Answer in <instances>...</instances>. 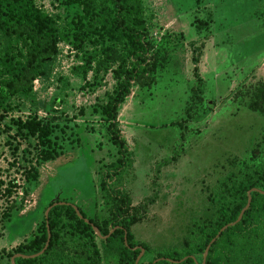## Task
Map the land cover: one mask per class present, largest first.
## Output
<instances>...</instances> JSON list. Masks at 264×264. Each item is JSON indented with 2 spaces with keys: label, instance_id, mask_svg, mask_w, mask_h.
<instances>
[{
  "label": "rangeland",
  "instance_id": "374dc122",
  "mask_svg": "<svg viewBox=\"0 0 264 264\" xmlns=\"http://www.w3.org/2000/svg\"><path fill=\"white\" fill-rule=\"evenodd\" d=\"M38 4L57 17L60 28L73 18L58 0ZM142 16L148 39L163 59L153 82L133 85L119 109L118 127L132 158L111 184L129 195L132 206L151 200L143 220L131 227L136 249L144 245L148 250L138 255L137 264L181 249L192 224L212 214L221 182L241 177L242 164L264 166V115L247 108L264 81V0H144ZM195 20L208 21V29L196 33ZM194 49L200 51L204 82L198 104L190 101ZM83 58V52L60 41L49 77L34 83L46 109L38 116L55 111L53 137L62 147L56 159L37 167V181L20 179L30 158L22 151L34 140L15 136L14 123L26 114L14 113L13 122L0 119V189L11 179L22 185L10 200L0 197V251L32 239L44 207L56 201L81 208L100 224L109 219L110 205L99 184L116 149L98 112L114 81L110 72L96 79L92 72L84 79L74 74L72 68L82 66ZM10 206L9 220H2ZM199 260L203 263V255ZM7 262L0 259V264ZM102 263L115 264V258L103 257Z\"/></svg>",
  "mask_w": 264,
  "mask_h": 264
},
{
  "label": "trees",
  "instance_id": "16d2710c",
  "mask_svg": "<svg viewBox=\"0 0 264 264\" xmlns=\"http://www.w3.org/2000/svg\"><path fill=\"white\" fill-rule=\"evenodd\" d=\"M39 1L0 0V119L10 117L12 121L14 113L26 114L25 120L19 118L14 123V134L27 143L29 138L34 140L32 146L27 144L22 151L30 158L20 172L24 184L33 183L38 179L37 167L62 153L53 137L58 117L53 115L55 111L46 117L38 116L40 110L46 109L34 92L35 81L49 77L58 57L59 42L68 41L72 51L84 54V64L73 67L74 74L84 79L92 72L96 79L98 74L110 72L114 86L98 112L108 142L116 149L115 160L101 172L99 184L103 200L110 205V215L106 224H100L75 206L82 217L79 219L73 205L56 201L66 205L51 208L47 219L42 217L37 225L32 239L9 251H0V259L6 258L9 264L15 255L39 253L47 243L48 227L50 237L43 254L32 259L17 258L15 264H103L102 258L111 256L115 264H135L140 249H136L138 244L131 227L143 220L151 200L132 206L129 195L111 184L125 172L132 158L118 127L119 109L133 85L153 82L163 59L148 39L142 16L144 0H58L60 6L73 13L66 28H60L57 17L45 12ZM208 26V21L193 23L196 33ZM87 47L94 49L88 52ZM199 62L200 51L194 49L191 64L195 87L190 98L193 104L201 103L203 96ZM247 108L264 115V81L255 88ZM187 115L189 118L190 114ZM18 149L17 144L13 153ZM3 186L0 181V187ZM21 188L17 180H8L6 187L0 189V197L10 200ZM252 189L264 192V166L242 164L241 177L221 182L212 214L192 224L182 248L156 253L147 264H264V195L257 192L250 193V205L241 220L215 239L203 263L199 260L218 232L237 220ZM11 208L2 214V220H9ZM92 227L97 228L101 237L114 231L102 240ZM140 247L146 255L147 248Z\"/></svg>",
  "mask_w": 264,
  "mask_h": 264
},
{
  "label": "water",
  "instance_id": "95a60500",
  "mask_svg": "<svg viewBox=\"0 0 264 264\" xmlns=\"http://www.w3.org/2000/svg\"><path fill=\"white\" fill-rule=\"evenodd\" d=\"M252 192H257V193H259V194H261V195H264V192L258 191V190H256V189H252L251 191H249V192L247 193V203H246V206H245V207L243 208V210L240 212V214H239L237 220H236L234 223H232V224H230V225H228V226L223 227V228L218 232L217 236H216V237H215V238L209 243V245L206 247V249H205V251H204V253H203V262H204V260H205V258H206V255H207V253H208V250H209L211 244L215 241V239L218 238L219 235H220L221 233H223V232H224L229 226H234L235 224H237V223L241 220V217H242L243 213L248 209V207H249V205H250V201H251V199H250V193H252ZM58 205H66V203H62V202H56V203H53L50 207H48V208L45 210V212H44V218L47 219V217H48V213H49L50 209L53 208V207H55V206H58ZM72 207H73V209H74V211H75L77 217H78L79 219H82V217L80 216V214H79L77 208H76L75 206H72ZM84 222H85V223H88V220H85V219H84ZM46 225H47V224H46ZM92 230H93V232L95 233V235H96L99 239H102V240L107 239V238L112 234V232L114 231V230H111L107 236H105V237H101V236L99 235V232H98L97 228L92 227ZM49 237H50V235H49V230H48V227H47V243L45 244L44 248H43L39 253H37V254H35V255H32V256H21V255H15V256H13V257L10 259V264H15V263H14V260L17 259V258H23V259H29V258H31V259H32V258H36V257H39L40 255H42L43 252H44V251L46 250V248H47ZM124 239H125V236H124ZM142 253H143V250L141 249V250H140V255H141ZM138 259H139V257L136 259L135 264H137ZM161 260H162V259H161ZM163 260H164V259H163ZM157 261H159V260H156L155 262H157ZM167 261H169V260H167ZM155 262H154V263H155Z\"/></svg>",
  "mask_w": 264,
  "mask_h": 264
},
{
  "label": "crops",
  "instance_id": "0c3cea01",
  "mask_svg": "<svg viewBox=\"0 0 264 264\" xmlns=\"http://www.w3.org/2000/svg\"><path fill=\"white\" fill-rule=\"evenodd\" d=\"M71 155L73 156V154H71ZM44 208H45V207H44ZM42 217H44V212H42ZM42 217L39 218L37 225H38L39 222L41 221ZM37 225H35V227H37ZM19 244H20V243H19ZM19 244H17V245H19ZM17 245H14V246H12V247H9L8 249H2L1 251H8V250L14 248V247L17 246Z\"/></svg>",
  "mask_w": 264,
  "mask_h": 264
}]
</instances>
